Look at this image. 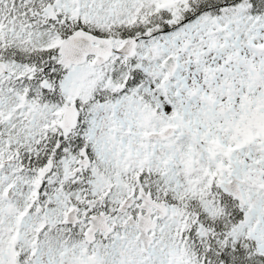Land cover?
I'll list each match as a JSON object with an SVG mask.
<instances>
[{"label":"snow or ice","instance_id":"6c2138e0","mask_svg":"<svg viewBox=\"0 0 264 264\" xmlns=\"http://www.w3.org/2000/svg\"><path fill=\"white\" fill-rule=\"evenodd\" d=\"M0 264H264V0H0Z\"/></svg>","mask_w":264,"mask_h":264}]
</instances>
